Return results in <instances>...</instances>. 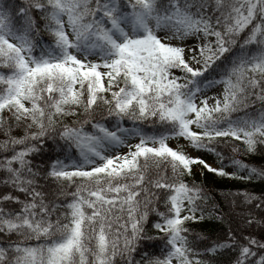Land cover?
Instances as JSON below:
<instances>
[{
    "label": "snow or ice",
    "instance_id": "6c2138e0",
    "mask_svg": "<svg viewBox=\"0 0 264 264\" xmlns=\"http://www.w3.org/2000/svg\"><path fill=\"white\" fill-rule=\"evenodd\" d=\"M0 130V264H264V0H0Z\"/></svg>",
    "mask_w": 264,
    "mask_h": 264
},
{
    "label": "trees",
    "instance_id": "16d2710c",
    "mask_svg": "<svg viewBox=\"0 0 264 264\" xmlns=\"http://www.w3.org/2000/svg\"><path fill=\"white\" fill-rule=\"evenodd\" d=\"M16 2L20 3V0H16ZM13 134L15 135L17 133H13ZM3 139H5V136L3 131L0 130V140ZM210 156L215 161V163H217L216 158L212 155ZM237 158L243 160L245 163H249L256 167L264 166V156H261L259 154H255V155L240 154L238 155ZM201 180L204 181V183L211 189L212 194L215 196V199L220 206H224L225 203L222 194H226L229 192H236L244 189L245 187L254 189L257 194H259L261 190H264V182L256 181L250 185H245L240 181L230 180L228 178H222L219 176H213L211 173H205L204 176H200L198 178V182ZM196 230L201 231L202 229L200 227H197ZM139 258H140L139 256L136 257L137 260H139Z\"/></svg>",
    "mask_w": 264,
    "mask_h": 264
},
{
    "label": "rangeland",
    "instance_id": "374dc122",
    "mask_svg": "<svg viewBox=\"0 0 264 264\" xmlns=\"http://www.w3.org/2000/svg\"><path fill=\"white\" fill-rule=\"evenodd\" d=\"M211 94H212V93H209V95H211ZM205 159L207 160L208 163L213 164L214 166L216 165L215 161L211 158L210 155H206V156H205ZM228 170L231 171L232 169L229 168Z\"/></svg>",
    "mask_w": 264,
    "mask_h": 264
}]
</instances>
